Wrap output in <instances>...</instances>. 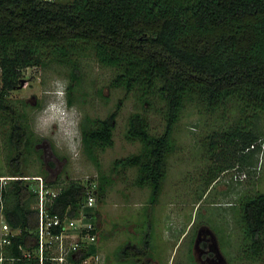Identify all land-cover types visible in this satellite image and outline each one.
Listing matches in <instances>:
<instances>
[{
  "label": "trees",
  "instance_id": "trees-1",
  "mask_svg": "<svg viewBox=\"0 0 264 264\" xmlns=\"http://www.w3.org/2000/svg\"><path fill=\"white\" fill-rule=\"evenodd\" d=\"M85 50L112 71L109 87L133 94L139 105L126 119L124 136L140 142L141 149L114 159L112 173L135 167L136 185L152 189L151 203L158 199L175 125L187 101L205 113L230 104L238 114L203 141L210 163L199 200L222 173L251 164L260 150L256 122L264 114V0H0V123L7 129L2 133L7 167L0 164V178L5 177L0 179V212L10 227L2 255L17 257L20 246L35 248L38 224L32 182L24 178L32 176L25 167L37 139L24 106L11 103L9 94L18 88L24 68L55 63L68 68L65 95L72 105L74 87L80 88L87 75ZM150 108L163 113L160 133L151 131ZM116 115L83 118L81 144L91 161H97L95 150L113 146ZM108 179L100 175L62 185L47 182L60 188L47 203L49 213L72 218L81 209L94 224L90 232L97 235L98 205L82 209L81 204L93 183L101 201ZM240 205L243 252L264 261V192L244 197ZM96 241L80 257L99 253ZM123 252V260L144 262L141 249L125 247Z\"/></svg>",
  "mask_w": 264,
  "mask_h": 264
},
{
  "label": "rangeland",
  "instance_id": "rangeland-1",
  "mask_svg": "<svg viewBox=\"0 0 264 264\" xmlns=\"http://www.w3.org/2000/svg\"><path fill=\"white\" fill-rule=\"evenodd\" d=\"M84 53L89 64L87 75L80 88L74 87L76 100L72 105L67 104L65 95L68 68L55 63L24 68L18 88L8 98L15 106H24L27 125L37 139L26 174L43 175L53 185L70 180L84 182L100 175L109 178L102 200L96 204L100 210L96 242L99 255L104 256L97 264H132L133 259L126 261L122 256L128 245L145 252L140 264H202L197 260L201 230L212 233L225 264H264L244 254L238 225L241 200L264 192V114L256 122L261 133L260 150L252 155L251 164L222 173L199 200L201 178L210 163L203 141L207 142V135L220 125L236 121L238 114L230 104L223 108L225 111L205 113L187 101L175 125L174 146L166 159L158 199L151 203L152 189L136 185L135 167L112 173L114 159L141 149L140 142L127 141L124 136L126 119L130 112L140 110L139 105L133 94L109 87L112 71L94 62L89 51ZM112 111H117L114 144L95 150L97 161L93 162L82 148L81 122L86 115L104 118ZM146 113L151 131L160 133L164 127L162 111L150 108ZM5 127L0 123V164L4 169ZM147 233L150 241L146 247L141 241L146 240Z\"/></svg>",
  "mask_w": 264,
  "mask_h": 264
},
{
  "label": "built area",
  "instance_id": "built-area-1",
  "mask_svg": "<svg viewBox=\"0 0 264 264\" xmlns=\"http://www.w3.org/2000/svg\"><path fill=\"white\" fill-rule=\"evenodd\" d=\"M24 178L31 180V189L35 193L34 207L38 211V224L34 231L36 247L25 249L20 246L21 255L17 257L0 254V264L5 260L10 261L11 264H97L98 260H103L99 253L80 257L81 250L96 241V234L90 232L94 229V224L86 218L81 209L79 214L83 216L72 218H61L58 214H50L47 203L58 194L60 188L50 187L41 175ZM0 179L4 180L5 177ZM95 186L94 183L90 184V189L86 191V197L81 204L82 209L96 206ZM0 214V247H2L9 243L5 235L9 233L10 227L1 212Z\"/></svg>",
  "mask_w": 264,
  "mask_h": 264
},
{
  "label": "flooded vegetation",
  "instance_id": "flooded-vegetation-1",
  "mask_svg": "<svg viewBox=\"0 0 264 264\" xmlns=\"http://www.w3.org/2000/svg\"><path fill=\"white\" fill-rule=\"evenodd\" d=\"M197 246V255L199 254L197 260L199 259L202 264L203 262H207L208 264H225L216 247V244L214 243V236L211 232H209V230L199 231Z\"/></svg>",
  "mask_w": 264,
  "mask_h": 264
},
{
  "label": "crops",
  "instance_id": "crops-1",
  "mask_svg": "<svg viewBox=\"0 0 264 264\" xmlns=\"http://www.w3.org/2000/svg\"><path fill=\"white\" fill-rule=\"evenodd\" d=\"M147 235H148V236L145 238L146 240H142V241H141V244L144 243V244L146 245V247H147V245L149 244V241H150L149 234L147 233ZM144 237H145V236H144ZM134 245H135V244H134ZM127 247H131V246L128 245ZM133 247L135 248L136 245L133 246ZM133 247H132V248H133ZM136 248H137V247H136ZM125 259H127V258H125ZM129 259H130V258H129ZM126 261H128V259H127ZM129 263H132V262H129ZM132 264H135V263L133 262Z\"/></svg>",
  "mask_w": 264,
  "mask_h": 264
},
{
  "label": "clouds",
  "instance_id": "clouds-1",
  "mask_svg": "<svg viewBox=\"0 0 264 264\" xmlns=\"http://www.w3.org/2000/svg\"><path fill=\"white\" fill-rule=\"evenodd\" d=\"M96 237H97V235H96Z\"/></svg>",
  "mask_w": 264,
  "mask_h": 264
}]
</instances>
